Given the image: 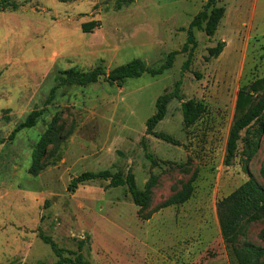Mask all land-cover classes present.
I'll use <instances>...</instances> for the list:
<instances>
[{"label":"rangeland","instance_id":"rangeland-1","mask_svg":"<svg viewBox=\"0 0 264 264\" xmlns=\"http://www.w3.org/2000/svg\"><path fill=\"white\" fill-rule=\"evenodd\" d=\"M3 1V0H0ZM0 11V264H56L39 237H51L63 256L90 264H239L221 234L217 203L253 178L264 186V114L242 140L231 166L226 144L239 90L264 77V0H216L226 13L214 36L194 29L196 46L183 52L187 32L207 0H5ZM16 6V9L13 8ZM96 22L90 32L83 24ZM224 42L218 58L209 49ZM192 47V46H191ZM175 52L171 69L131 78L121 87L103 79L62 86V71L107 72L134 59L151 68ZM156 131L146 134L158 97L173 92ZM190 100L205 111L183 121ZM38 111L36 125L13 135ZM13 135V136H12ZM46 137L39 162L33 154ZM152 157V159H150ZM156 161V164L153 163ZM132 170L139 189L152 176L149 206H136L127 187L94 180L70 189L84 172ZM185 203L160 205L188 183ZM264 220L249 224L240 246L264 247Z\"/></svg>","mask_w":264,"mask_h":264},{"label":"trees","instance_id":"trees-1","mask_svg":"<svg viewBox=\"0 0 264 264\" xmlns=\"http://www.w3.org/2000/svg\"><path fill=\"white\" fill-rule=\"evenodd\" d=\"M133 2V0H127ZM10 7L8 1H0V11ZM16 9V6L13 5ZM226 9L219 7L216 0H207L203 11H201L192 21L187 32V43L183 47V52H190L189 59L184 64L186 69L190 63L193 49L196 46L194 29L203 30L207 36H214L216 30L224 18ZM97 26L96 22L83 24L84 32H90ZM192 46V47H191ZM225 47L224 42H219L216 47L209 49V58H218ZM176 53L172 52L165 63L157 68L148 67L141 59H134L131 62L113 68L109 72L98 66L89 71H81L74 68L62 71L57 78L56 86L50 92V98L54 96L57 88L62 86H80L86 87L99 82L103 79L109 85L121 87L123 82L131 78H140L148 73L152 76L163 74L166 70L172 68ZM180 85L178 81L175 84L173 92L166 91L156 101V111L146 122V134L161 139L167 143L178 145L172 135L156 131L157 126L165 119L168 111V105L174 99L180 98ZM183 121L186 127L194 125L203 115L205 109L202 104L195 100L183 103ZM264 114V77L256 80L250 86L242 87L237 95L232 125L226 144V154L224 164L231 166L236 158L239 143L245 140V149L249 146L248 139L242 138V132L248 133L253 124L257 123ZM40 112H32L27 120L19 125L13 135L24 128H32L36 125ZM12 135V136H13ZM47 146L46 137L42 139L38 149L33 154L34 163L37 164ZM152 159V157H150ZM156 164V161L153 160ZM264 179V162L260 170ZM196 174L186 183L181 190L163 202L160 207L165 208L172 205H179L187 202L193 194ZM94 180L109 181V187H127L133 201L140 209H146L149 206L152 194V188L156 184L157 177L152 176L145 186L144 190L139 189L132 170L127 175L121 173L112 174L110 171L84 172L74 178L70 184V189L75 190L80 184ZM217 216L224 241L232 247L233 253L239 264H264V247H255L249 243H243L240 246V237L249 224L264 220V186L260 185L253 178L237 188L227 197L217 203ZM260 238L264 240V230L260 232ZM41 240L50 245L58 257L56 264H90L87 260L78 255L75 259L63 256V250L59 249L53 239L39 231ZM45 264V263H43Z\"/></svg>","mask_w":264,"mask_h":264}]
</instances>
